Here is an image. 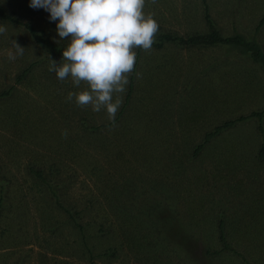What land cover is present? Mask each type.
<instances>
[{
    "label": "rangeland",
    "instance_id": "374dc122",
    "mask_svg": "<svg viewBox=\"0 0 264 264\" xmlns=\"http://www.w3.org/2000/svg\"><path fill=\"white\" fill-rule=\"evenodd\" d=\"M29 2L11 0L16 16L31 21L52 41L66 44L49 14L30 8ZM203 4L218 35H239L264 54V24H257L264 15V0H157L154 5L146 0L144 11L159 25L155 39L162 33L202 35L208 31ZM24 5L25 14L19 10ZM0 23L8 25L0 36V91L13 83L20 69L35 63L11 96L0 99V264H264V207L233 205L228 193L245 186L253 175L264 183L258 120L235 123L191 155L215 125L264 109V68L245 46L182 47L169 42L150 52L140 50L123 129L117 125L86 133L80 117L98 125L108 121L107 115L66 100L68 92L83 85L78 89L70 79L60 81L48 71V58L59 62L62 53L47 54L22 28ZM9 37L25 48L15 61L5 55ZM104 166L110 181L119 182L110 186L111 192L133 191L136 202L124 198L112 203L95 194L102 183L97 170ZM29 168L48 175L51 187L36 180ZM54 177L66 183L58 202L70 215L50 194ZM164 194L167 207L174 205L188 217L172 216L169 208L153 211L161 244L149 246L152 232L135 207L156 205ZM117 203L123 206L126 234L118 230L113 209ZM219 218L225 250L217 239ZM184 220L197 240L184 234ZM75 222L89 223L85 247L92 255H109L90 260ZM135 222L142 228L138 236L131 227ZM97 223L108 231L95 233Z\"/></svg>",
    "mask_w": 264,
    "mask_h": 264
},
{
    "label": "clouds",
    "instance_id": "9594fccd",
    "mask_svg": "<svg viewBox=\"0 0 264 264\" xmlns=\"http://www.w3.org/2000/svg\"><path fill=\"white\" fill-rule=\"evenodd\" d=\"M154 5L157 0H151ZM146 0H30L29 7L43 9L55 32L66 44L59 62L48 58V71L60 81L70 79L79 91L66 100L81 109L105 112L111 127L123 102L129 77L135 70L136 50L150 52L159 30L153 14L145 13ZM8 25L0 23V36ZM9 39V61L23 57L25 48ZM60 41H57L59 43ZM140 74L137 73V78ZM67 139L68 132H62Z\"/></svg>",
    "mask_w": 264,
    "mask_h": 264
},
{
    "label": "trees",
    "instance_id": "16d2710c",
    "mask_svg": "<svg viewBox=\"0 0 264 264\" xmlns=\"http://www.w3.org/2000/svg\"><path fill=\"white\" fill-rule=\"evenodd\" d=\"M204 1V0H202ZM28 6V5H27ZM27 6H21L19 7L20 12H22L23 14H25L26 12H28ZM204 7V20H205V25L208 29L207 32H205V34H195V35H187V36H172L169 33H162L160 34L155 40L156 43L153 45V48L155 49H159L161 47H163L164 44L166 43H174L177 45H180L182 47H189L192 46L193 44H201V43H206V44H214V43H220V44H227V43H231V44H238V45H242L245 46L248 51L250 56L252 57V59L254 61H259L262 65V67L264 68V54L258 50V49H252L253 46L249 45L244 38H242L239 35H233V36H220L218 35L215 30L213 29V25L212 22L209 20V17L206 13V5L203 4ZM16 14H18L17 12H15V9L12 7V3L11 0H0V21H4L6 23L18 26L20 28H22L27 35L32 39V41L40 46L43 47V49H45L47 54L53 55V54H58L61 52V47L64 46L61 43H56L54 41H52V39L45 35L44 32L42 30H37L35 29V27L32 25L31 21L28 20H23L20 17L16 16ZM258 27L261 26L262 24H264V15L260 17V19L258 20ZM140 54V49L136 50V55H137V59L136 62L138 60ZM38 63V62H37ZM36 63V64H37ZM34 62L28 63L27 65H25L22 69H20L14 76V81L11 85H9L8 87H6L5 89H2L0 91V99L3 98H8L9 96H11L15 85L16 84H20L21 82H23L26 77L28 76V74L31 72L32 67L34 66ZM136 67V64H135ZM135 71V70H134ZM133 71V72H134ZM129 84L127 85V90L126 92L123 94V102H122V106L120 107L119 111L116 114L115 117V126H120V129H123L122 122H124L125 119V114L128 111V105L130 103V99L133 95V90H134V75L133 73L131 74V76L129 77ZM256 118L258 120L257 123V130L260 131L261 134H263L261 142H260V148L258 151V156L259 158H263L264 157V128L262 125V122L264 120V109H261L259 111H251L250 113L246 114V115H240L236 118H232V119H227L222 121L221 123H219L218 125H215L214 127L211 128V130L205 132L203 134L202 140L200 143L196 144L192 151H191V155L194 157L195 155H197L199 153V151L201 150V148L203 147V145L205 143H207L211 138H213L214 136H216L220 131L229 128L231 126H233L235 123L237 122H241L247 118ZM80 122H81V130L85 131L86 133H89L91 131H95L101 127H104L105 129L108 127H111V122L108 120L106 122H104L103 124H98V125H92L91 123L88 122V120H86L84 117H80ZM112 128V127H111ZM109 170L106 168V166L101 167L97 170V172L99 173V175H101V179L100 181L102 182L100 186L96 187V192L95 194L97 196H99L101 199L110 201V202H119V200H122L124 198H128L130 199L132 202H136L137 201V194L133 191H127L124 192V189H115L114 188V192H111L113 189L110 188V186L112 184H118V180H115V182H111L110 178L107 177V172ZM29 173L31 175H33V177L38 180L41 184L45 185L47 184V187H51V185H49V183L46 181V177H48V175H44L43 172H41V170H37V169H32L29 168ZM115 173V172H114ZM55 178V183H54V190H50V194L53 196V198L58 202V200H60L61 194H64V189L66 187V183H64L63 179L62 182L60 183L59 180ZM118 178V177H117ZM62 192V193H61ZM161 194V193H160ZM164 196V197H163ZM161 197L157 198V202H159L156 205H150L147 206L145 208H136V210H138V212H140V214L142 215V219L145 220V222H148L147 225V229H150V232H152V236H150V239L147 241V244H149V246H151L153 243H160L159 241V237H158V233H159V227L160 224L157 223V221L152 220L151 217L153 216V211H163L165 208H169L171 209L172 212V216L178 214V216L180 215L181 217H188V215L186 213L184 214H180L179 211L173 206H170V204L166 205L167 200H168V196L167 194H164ZM164 200V202H163ZM163 202V203H161ZM58 206H61V208L67 213L69 214L68 210L63 208L61 202L59 201ZM168 204V203H167ZM112 205H108V207H111ZM85 208L83 207L81 209V212H83V214H85ZM113 209L117 215V217L120 219L119 223V219H118V230L120 231V234H126V231L124 229V227L127 226H123L122 223V216H124L123 213V206L121 204L118 205L115 204L113 205ZM168 209V210H169ZM177 211V212H176ZM70 215V214H69ZM185 222L182 224V229L184 231L185 235L194 237V231L192 229H190L189 224L186 222L187 220H184ZM76 228H77V232L80 235V241L81 243L84 245V248L86 249V252L89 255L90 260L94 257H100V256H108V252L103 251L99 254H94L92 255L90 253V251L87 249V244H86V238L85 235L87 234L86 232V225L89 223H78L75 222L74 223ZM134 226H131L134 230V234L137 236L140 234V231L142 230V228L139 227V224H137L136 222L133 223ZM90 227V226H88ZM96 229H95V233H105L108 231V227L104 225V223H97L96 224ZM144 228V230H146V226H142ZM216 229H217V239L218 242L220 243V250H225L228 248V245L224 239V231H223V221L219 220L217 221L216 224ZM195 238V237H194ZM196 239V238H195ZM197 240V239H196ZM161 244V243H160ZM219 251V250H218ZM216 253V251H214ZM92 264V263H91Z\"/></svg>",
    "mask_w": 264,
    "mask_h": 264
},
{
    "label": "crops",
    "instance_id": "0c3cea01",
    "mask_svg": "<svg viewBox=\"0 0 264 264\" xmlns=\"http://www.w3.org/2000/svg\"><path fill=\"white\" fill-rule=\"evenodd\" d=\"M259 176L253 175L249 177L248 182L245 186H239L230 188L228 193L233 196L234 204H248V207L256 209L257 206L260 208L264 207V183L260 182ZM232 199V198H231ZM236 201V202H235ZM253 204V205H250ZM232 205V206H233ZM222 220V218H219ZM224 223V222H223Z\"/></svg>",
    "mask_w": 264,
    "mask_h": 264
}]
</instances>
